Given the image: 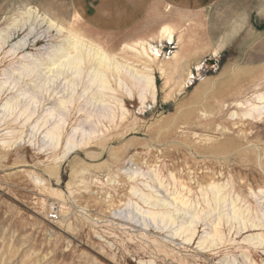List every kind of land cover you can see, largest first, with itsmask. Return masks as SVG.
<instances>
[{"label": "rangeland", "instance_id": "1", "mask_svg": "<svg viewBox=\"0 0 264 264\" xmlns=\"http://www.w3.org/2000/svg\"><path fill=\"white\" fill-rule=\"evenodd\" d=\"M0 31V264H264V0H0ZM68 32L109 86L55 77Z\"/></svg>", "mask_w": 264, "mask_h": 264}, {"label": "bare ground", "instance_id": "2", "mask_svg": "<svg viewBox=\"0 0 264 264\" xmlns=\"http://www.w3.org/2000/svg\"><path fill=\"white\" fill-rule=\"evenodd\" d=\"M44 20L48 21L50 23V27L55 29L57 31V33L63 34L65 32V28L63 26L56 23L54 20L50 19L49 17L44 16L43 21ZM14 21H15V19H14ZM161 36H163V37L168 36L170 39H173V32L171 31V29L169 27L165 26L161 30ZM65 38H66V43L63 45V47L58 48L53 53L52 58H50V65H52V68H50V70H52V72L56 73L55 77L59 78L60 76L64 75L65 73H69V72H71L74 77H78L82 66L85 64V60L88 59L90 61H92V60L94 61L93 69L96 70L99 74V76L97 75V78L100 81V86L101 87L104 85L109 86L108 83H106V81H104L105 74L103 71L105 70L106 67H107L106 71L108 69H110V67H111L110 62L112 59L108 55L106 50L103 48L93 47L87 41L84 40L85 38H82L80 35L76 34L75 32H68V35ZM3 43H4V39H3L2 32L0 31V50L3 46ZM140 45L142 47L141 51L137 50L135 47L130 46V45L129 46L126 45V49H129V50L132 49V50H136L139 53H144L149 58V60L152 61L154 58L148 53L145 45L143 43H141ZM159 52H160L159 50L156 51V53L154 54L155 57L159 56ZM137 56H139V55H137ZM140 61H141V58H140ZM17 66H18V64H17ZM115 67H116V70L120 72L119 63H117ZM22 70L27 75H31L35 71L38 72V75H42V71H43L38 65H34V66L25 65L22 67ZM148 71H151V68H149ZM141 78L144 80V84H143V90L141 92L140 97H141V100L144 102V98H145V95L147 92H150L155 97L156 87H155L154 76L152 74H149V73L142 74ZM258 99L263 101L262 104L261 105H251L250 111L251 112L255 111V112H257L258 115H262L264 113V95L259 94ZM71 100H72V96L64 97L61 99V104H67V103L71 102ZM60 128H61V126L59 124H55L52 127V129L49 131V133H52V134L58 133ZM235 213H237L236 210H235ZM207 214H209V213H207ZM227 216H228V214H227ZM219 224H220L219 221L216 222V224H215L213 237L216 235H220V233L217 229ZM248 227H251V228H253V227L254 228L264 227V216L259 218L258 222L251 223L250 226L244 225L242 227V229L244 230ZM188 230H193L192 226L190 224L188 225ZM192 236L193 235H191L189 239H191ZM256 238H260V240L264 239L261 236L260 237H258V236L254 237V236L250 235V236L244 238V240L253 242V240Z\"/></svg>", "mask_w": 264, "mask_h": 264}, {"label": "built area", "instance_id": "3", "mask_svg": "<svg viewBox=\"0 0 264 264\" xmlns=\"http://www.w3.org/2000/svg\"><path fill=\"white\" fill-rule=\"evenodd\" d=\"M59 215V209L57 207H54V209L51 210L50 212V219L51 220H56Z\"/></svg>", "mask_w": 264, "mask_h": 264}]
</instances>
